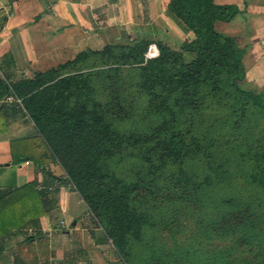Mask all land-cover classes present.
Returning a JSON list of instances; mask_svg holds the SVG:
<instances>
[{
  "label": "trees",
  "instance_id": "trees-1",
  "mask_svg": "<svg viewBox=\"0 0 264 264\" xmlns=\"http://www.w3.org/2000/svg\"><path fill=\"white\" fill-rule=\"evenodd\" d=\"M167 13L193 38H137L0 77V116L33 121V159L79 193L126 264H157L163 249L174 264H264V89L248 86L239 38L217 28L242 11L170 0ZM42 193L31 182L0 196V238L25 207L46 212Z\"/></svg>",
  "mask_w": 264,
  "mask_h": 264
},
{
  "label": "crops",
  "instance_id": "crops-1",
  "mask_svg": "<svg viewBox=\"0 0 264 264\" xmlns=\"http://www.w3.org/2000/svg\"><path fill=\"white\" fill-rule=\"evenodd\" d=\"M216 1L221 4H236L241 9L242 13L233 21H219L217 28L239 38L240 46L245 48L247 79L255 87L264 89V0ZM169 2L170 0H0V77L10 82H18L23 78L33 77L36 72L72 60L79 52L88 48L100 50L108 44L125 43L138 37L153 41L163 40L169 45L180 46L185 40L192 39L194 34L184 32L168 15ZM153 45L158 53V47ZM249 61L253 64L252 68L256 70L258 78L261 77L262 83L256 79L257 76L250 78L252 75L248 74ZM4 102L10 103L5 99L1 101V105ZM5 119L7 127L15 128L12 132L0 134V165L6 162V166L11 167L14 161V141L21 138L28 140L31 137L36 139L38 133L33 121L30 122L21 113ZM33 126L34 132L26 134V128ZM22 131L24 136L20 135ZM34 153L37 154L36 151ZM23 160L17 162L19 167L15 170V176L25 178V182L11 187L35 182L38 191H43L49 199L46 198L44 214L40 217H28L22 224L15 226L11 236L6 234L0 238V264H14L17 256L22 259L23 264H53L54 253L47 252L48 256L42 255L38 251L41 240L37 239L45 233L52 235L50 224L53 212L50 211L49 202H52L50 194L54 189L49 187L51 182L41 166L35 162L33 155ZM58 166L49 163L47 169L55 176H64L62 172H56ZM3 179V175L0 176V181ZM64 184L66 183H61V187ZM10 189L0 184V196L8 193ZM62 193L66 199L70 192L65 189L60 191L59 203ZM86 209L78 220H74L76 215L73 217V232L77 231L78 235L89 230L86 220L90 217V211L87 205ZM92 218L97 226L93 215ZM59 224L66 229L65 219H60ZM91 224L95 227L92 221ZM65 229L64 234L70 232ZM29 237L31 239L26 240ZM104 246V243L100 244L103 252ZM16 250L19 254H15ZM59 251L58 258L65 259L63 249ZM93 256L94 254L90 256V260H93Z\"/></svg>",
  "mask_w": 264,
  "mask_h": 264
},
{
  "label": "rangeland",
  "instance_id": "rangeland-1",
  "mask_svg": "<svg viewBox=\"0 0 264 264\" xmlns=\"http://www.w3.org/2000/svg\"><path fill=\"white\" fill-rule=\"evenodd\" d=\"M139 38H142V37H138V39ZM153 48H155L154 45L150 46L148 57H152L154 55V51L152 50ZM252 65L253 64H251V62L249 61V64H248L249 67L248 66L247 67H248V74L252 75L250 76L251 79L253 78V76H257L256 70L252 68ZM256 79L259 81V83L263 82L261 80V77L258 78L257 76ZM248 84H249L248 86L255 87L253 82H248ZM29 121L31 122V120ZM34 126L27 127L25 130L26 134L30 135L31 133H33L35 129ZM6 127H7V120L5 119L4 116L1 115L0 116V128H1L0 134L12 132L15 128V127H7V128ZM20 135L24 136L25 134L22 131ZM38 142H39L38 136L36 137V139H32L31 137V139H28V140L21 138V139H17L14 141L13 143L14 144V154H13L14 161H12L13 166H11L12 168L7 167L5 164L6 162H3L0 165V176L3 175V178H4L3 181H0L1 182L0 184L7 186V188L12 189L11 186L21 185L25 182V178L23 177L17 178L15 176V170H17V168L19 167V165H17L18 164L17 162L19 160H23L27 156H32V155L38 156L39 149L36 148ZM35 151L38 154L34 153ZM22 162L25 163L24 160ZM56 172L57 173L62 172V174L64 175V170L60 165L56 168ZM48 181L51 182V186L49 187H52L55 190V192L53 190V193L50 194V198H51L50 200H52V202H49L51 206L50 211L53 212L51 214L53 220H52V223L50 224V228L52 229V235L49 236V234L46 235L45 233L40 239H37L38 241L41 240V245L40 247H38L39 248L38 251L42 255L45 254L46 256H48L47 252L48 253L53 252L54 253L53 264H83V263L85 264H90V263L91 264H126L117 254L114 245L107 238L104 231L100 228L98 224L96 226L95 222H93V218L90 212H89L90 217H88V219L86 220V223L89 225L88 232L85 231V234L83 232H80L79 235L77 231L73 232L72 222L76 219L78 220L80 216L84 215L85 211L87 210L86 205L83 199H81V196L78 195L79 193H75V192L73 193L72 191L74 189L68 190L71 188L69 184L66 183V181H64L66 184H64L63 187H61V183H64V182H59L57 180L51 181L50 179H48ZM65 187L68 189H66ZM57 189H58V192H57ZM63 189H65L66 192H70V193H67L66 199H64V195H63L64 193H62V195L60 196L61 202L59 203L58 194L60 193V191H63ZM25 208L27 209H24L18 217L16 216V217H13L12 219L10 218V222L13 223V224H9L10 228H14V226L22 224L24 221L28 219V217H30V213L27 214V211H30V209L28 207H25ZM74 215H76V218L73 220ZM60 219H65L67 221L66 229L65 227L64 229L70 231L69 233H65V234L63 233L64 229L59 224ZM91 221L95 225V227L91 224ZM7 234L11 236L12 232L11 233L7 232ZM26 240H30V239L26 238ZM103 243L105 244L104 252L102 250L103 248H100V244L103 245ZM19 249H20V252L23 253L22 249L18 248V250ZM59 249H63L65 253V259L63 260L58 258V252H60ZM157 249L158 248H156V250ZM18 250L15 251V254L17 253ZM17 254H19V252ZM92 254H94L93 260H90V256ZM174 254H175L174 249L173 251L169 249H163L159 251L156 254L157 264L176 263ZM187 257L189 259L188 258L183 259L184 261H181L180 264L191 263L196 260V257L192 258L191 254H189Z\"/></svg>",
  "mask_w": 264,
  "mask_h": 264
},
{
  "label": "built area",
  "instance_id": "built-area-1",
  "mask_svg": "<svg viewBox=\"0 0 264 264\" xmlns=\"http://www.w3.org/2000/svg\"><path fill=\"white\" fill-rule=\"evenodd\" d=\"M153 51H154V55L152 56V57H154V56H157L158 54H159V51H158V53L154 50V49H152ZM147 56H148V54H147ZM7 100L8 101H13L14 100V97L13 96H8L7 97ZM63 224V223H62Z\"/></svg>",
  "mask_w": 264,
  "mask_h": 264
},
{
  "label": "water",
  "instance_id": "water-1",
  "mask_svg": "<svg viewBox=\"0 0 264 264\" xmlns=\"http://www.w3.org/2000/svg\"><path fill=\"white\" fill-rule=\"evenodd\" d=\"M83 264H85V263H83Z\"/></svg>",
  "mask_w": 264,
  "mask_h": 264
}]
</instances>
